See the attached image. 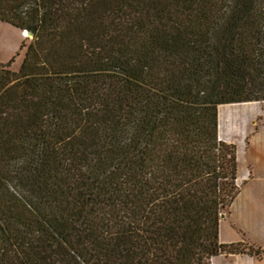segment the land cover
<instances>
[{"label": "trees", "instance_id": "trees-1", "mask_svg": "<svg viewBox=\"0 0 264 264\" xmlns=\"http://www.w3.org/2000/svg\"><path fill=\"white\" fill-rule=\"evenodd\" d=\"M0 264H214L240 192L219 105L264 100V0H0ZM256 253H260L257 249Z\"/></svg>", "mask_w": 264, "mask_h": 264}, {"label": "rangeland", "instance_id": "rangeland-1", "mask_svg": "<svg viewBox=\"0 0 264 264\" xmlns=\"http://www.w3.org/2000/svg\"><path fill=\"white\" fill-rule=\"evenodd\" d=\"M3 20L0 18V61L7 62L13 59L11 65L8 66L9 69L19 70L28 45L34 36L30 34L24 36L21 33V27L12 28L5 23L6 20ZM22 29L25 31L24 28ZM5 40L10 45L4 46ZM251 104L255 106L253 112H262L263 117L260 122L264 127V100L256 103H230L226 105L228 107H222L221 109L224 115L231 119L234 115L253 114L251 113ZM241 126L242 124H240ZM241 130H243V127L236 132L229 123L225 127L226 135L230 138L236 137L235 140L230 141H234L239 147L238 173L241 177L238 178L240 192L231 207L226 210V215L221 223V233L223 241L236 242L243 240L242 246L245 245L253 253H234L224 250L222 253L215 255L214 264H264V170L259 165L251 168L250 164L255 162L256 156L251 151L250 145H247L248 143L245 145L238 143ZM252 169L256 177L244 181L246 179L244 176H247ZM230 224L236 226L237 233L233 232ZM238 236H241V238L238 239ZM257 249L260 250V253H256Z\"/></svg>", "mask_w": 264, "mask_h": 264}, {"label": "crops", "instance_id": "crops-1", "mask_svg": "<svg viewBox=\"0 0 264 264\" xmlns=\"http://www.w3.org/2000/svg\"><path fill=\"white\" fill-rule=\"evenodd\" d=\"M7 25L12 27V28L17 27V26H12L9 24H7ZM7 45H10V44L7 40H5L4 46H7ZM243 102H245V103L246 102L256 103L259 101L258 100H252V101H243ZM231 103H238V102H231ZM227 104H230V103H222L219 105V127H220L221 137H223L227 141L235 140L236 137L230 138L225 133V127L228 123L231 124V126L233 127L234 130H236V132L239 131V129L241 127H243V130H241L242 132L240 131L241 136H240L238 143L240 142L244 145L248 143L247 145H250L251 151L256 156L255 162L250 164L252 166L251 168H253V166H255V165H259V166H261L262 170H264V127H263L262 123L260 122V119L263 117L262 112H253V107H255V106L251 104V111H252L251 113H253V114H251V115H243V114L234 115L231 119H228L226 117V115H224V119H222V109L221 108L222 107H225V108L228 107V106H226ZM240 124H242L241 127H240ZM230 142H234V141H230ZM237 146H238V144H237ZM238 150H239V147H238ZM239 156L240 155L238 153V158H239ZM240 177L241 176L238 173V178L240 179ZM244 177H246V179L244 181H247V180H251V178H255L256 174L253 173V169H252L251 172L249 171L248 175L244 176ZM222 222L223 221H221V223ZM230 225H232L233 232L237 233L236 226H234L233 224H230ZM239 237L241 238V236H238V239H239ZM221 239L223 241L222 233H221Z\"/></svg>", "mask_w": 264, "mask_h": 264}, {"label": "bare ground", "instance_id": "bare-ground-1", "mask_svg": "<svg viewBox=\"0 0 264 264\" xmlns=\"http://www.w3.org/2000/svg\"><path fill=\"white\" fill-rule=\"evenodd\" d=\"M3 20V19H2ZM3 21H5V20H3ZM6 23L7 24H9V25H12V26H17V25H15V24H12V23H10V22H8V21H6ZM18 28H20L19 26H17ZM21 29V33L24 35V36H27L28 35V33L26 32V31H24L22 28H20ZM242 103H245V102H242ZM222 119H224V112L222 111Z\"/></svg>", "mask_w": 264, "mask_h": 264}, {"label": "water", "instance_id": "water-1", "mask_svg": "<svg viewBox=\"0 0 264 264\" xmlns=\"http://www.w3.org/2000/svg\"><path fill=\"white\" fill-rule=\"evenodd\" d=\"M25 31L28 33V34H30L31 36H34V32H32V31H30L29 29H25ZM225 213H223V217H225Z\"/></svg>", "mask_w": 264, "mask_h": 264}]
</instances>
